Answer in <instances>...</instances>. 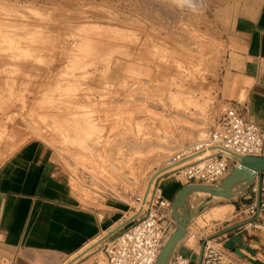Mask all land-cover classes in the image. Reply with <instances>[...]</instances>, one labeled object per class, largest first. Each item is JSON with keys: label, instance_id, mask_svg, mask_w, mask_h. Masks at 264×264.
<instances>
[{"label": "rangeland", "instance_id": "374dc122", "mask_svg": "<svg viewBox=\"0 0 264 264\" xmlns=\"http://www.w3.org/2000/svg\"><path fill=\"white\" fill-rule=\"evenodd\" d=\"M253 1L0 0V164L35 141L83 206L136 207L149 176L222 114L217 76ZM237 201H209L182 243L234 223ZM88 256L105 264L98 250Z\"/></svg>", "mask_w": 264, "mask_h": 264}, {"label": "crops", "instance_id": "0c3cea01", "mask_svg": "<svg viewBox=\"0 0 264 264\" xmlns=\"http://www.w3.org/2000/svg\"><path fill=\"white\" fill-rule=\"evenodd\" d=\"M216 96L221 113L233 107L264 128V0L238 14ZM160 183L170 201L184 185L174 175ZM134 212L131 203L117 199L83 206L59 176L51 148L28 142L0 164V264H66ZM176 250L197 264L196 250L182 242ZM90 259L87 253L71 264H94Z\"/></svg>", "mask_w": 264, "mask_h": 264}, {"label": "built area", "instance_id": "2783aa9c", "mask_svg": "<svg viewBox=\"0 0 264 264\" xmlns=\"http://www.w3.org/2000/svg\"><path fill=\"white\" fill-rule=\"evenodd\" d=\"M243 156H264V128L230 107L218 117L205 138L186 143L167 160L165 166L171 167L153 178L144 198L147 182L141 196L134 199L137 205L134 214L140 211L137 218L94 249L103 254L105 264H154L175 226L171 201L162 192L163 175H174L184 185H211L225 177ZM234 216V223L225 229L215 234L204 231L196 237L191 250L199 252L200 243H204L199 264H251L248 258L255 259L243 249L240 251L246 258L238 257L224 243L236 236L248 246L252 238L264 239V172L240 194ZM189 234L186 228L185 237L179 243ZM167 264H190V257L175 248Z\"/></svg>", "mask_w": 264, "mask_h": 264}, {"label": "water", "instance_id": "95a60500", "mask_svg": "<svg viewBox=\"0 0 264 264\" xmlns=\"http://www.w3.org/2000/svg\"><path fill=\"white\" fill-rule=\"evenodd\" d=\"M264 172V156H243L239 159L238 163L234 165L229 173L220 179L218 182L211 185H200V184H190L183 185L178 190L173 200L171 201V217L175 222V226L172 232L169 234L168 239L161 246L154 264H167L172 252L175 250L177 244L182 240L186 233V228L190 224L192 218L197 215L200 211L203 210L205 205L211 200L213 196L221 197L225 199L233 198L242 192H244L258 177L260 173ZM155 174L149 181L144 198L146 197L148 187L152 182ZM197 192H205L208 194L202 202L197 206L192 205L189 201V197ZM178 209L181 210V213H178ZM140 211L135 213L125 222L120 224L114 230H112L107 235L103 236L96 243L88 247L85 251L79 253L75 259L70 261L69 264L86 254L88 251L93 250L99 243L103 242L118 230L123 228L125 225L130 223L132 220L136 219ZM221 234V233H219ZM218 234V235H219ZM204 243H200L197 264L200 263L201 254L203 250ZM239 246V248L237 247ZM261 243L258 240H252L250 246L247 244L241 243L240 237H232L230 241L224 243V247L232 250L238 257L246 258L245 253L240 251V249L246 250L251 256L256 254L255 248H260ZM264 257V251H262ZM248 261L251 264H264L262 261L257 259L248 258Z\"/></svg>", "mask_w": 264, "mask_h": 264}, {"label": "bare ground", "instance_id": "6f19581e", "mask_svg": "<svg viewBox=\"0 0 264 264\" xmlns=\"http://www.w3.org/2000/svg\"><path fill=\"white\" fill-rule=\"evenodd\" d=\"M217 60V59H216ZM190 66V65H189ZM176 70V69H175ZM94 79V78H93ZM90 80V79H89ZM94 81V80H93ZM130 81V80H129ZM90 82V81H89ZM98 82V81H97ZM100 82V81H99ZM147 87V86H146ZM67 98H69V97H67ZM91 99V98H90ZM77 101V100H76ZM79 101V100H78ZM74 102V101H73ZM89 102V101H88ZM65 109V108H64ZM172 155V154H171ZM167 156V155H166ZM171 166H165V167H162V168H160V169H158V170H156L155 172H153L150 176H149V178H148V182H149V180L155 175V174H161L162 172H164L165 170H167V169H169ZM133 176H134V174H133ZM135 178V177H134ZM139 178V177H138ZM195 194H198V195H202V197H207L208 196V194L207 193H205V192H197V193H195ZM213 199H225V198H221V197H216V196H213L212 198H211V200L210 201H212ZM188 202H190V201H188ZM225 207V206H224ZM201 212V211H200ZM178 213H180V211L178 212ZM224 213V211H221V210H217V212H215V214L216 215H218V216H222V214ZM185 237V236H184ZM97 241H95V242H93V244L94 243H96ZM93 244H91V245H93ZM90 245V246H91ZM90 246H88V247H90ZM178 246V245H177ZM176 246V247H177ZM88 247H86L84 250H82L81 252H83V251H85ZM91 251H93V250H90V251H88L87 253H89V252H91ZM80 252V253H81ZM86 253V254H87ZM78 255V254H77ZM77 255H75V256H73L72 257V259H75L76 257H77ZM157 257V256H156ZM263 257V256H262ZM156 260V259H155ZM70 261V260H69ZM70 262H67L66 264H69Z\"/></svg>", "mask_w": 264, "mask_h": 264}]
</instances>
